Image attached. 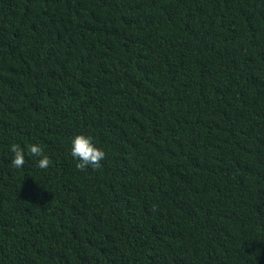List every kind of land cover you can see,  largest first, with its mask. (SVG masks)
<instances>
[{
	"label": "trees",
	"instance_id": "1",
	"mask_svg": "<svg viewBox=\"0 0 264 264\" xmlns=\"http://www.w3.org/2000/svg\"><path fill=\"white\" fill-rule=\"evenodd\" d=\"M0 264H264V0H0Z\"/></svg>",
	"mask_w": 264,
	"mask_h": 264
},
{
	"label": "clouds",
	"instance_id": "2",
	"mask_svg": "<svg viewBox=\"0 0 264 264\" xmlns=\"http://www.w3.org/2000/svg\"><path fill=\"white\" fill-rule=\"evenodd\" d=\"M12 153L11 166L16 169H22L26 163L25 155L37 157V167L46 170L50 164V158L44 153L43 149L36 144L29 145L27 153L19 144L13 143L10 146ZM71 157L77 161L76 168L79 171H84L88 167L98 170L102 165L101 161L105 160L106 153L95 147L91 136L77 135L73 138L70 150Z\"/></svg>",
	"mask_w": 264,
	"mask_h": 264
}]
</instances>
